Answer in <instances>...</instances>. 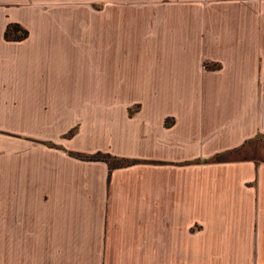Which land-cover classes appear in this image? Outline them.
Wrapping results in <instances>:
<instances>
[{
	"label": "crops",
	"instance_id": "1",
	"mask_svg": "<svg viewBox=\"0 0 264 264\" xmlns=\"http://www.w3.org/2000/svg\"><path fill=\"white\" fill-rule=\"evenodd\" d=\"M257 1L106 5L97 53L79 3L0 0V264H264ZM10 24L26 36L7 41ZM85 78L135 96L105 102L101 145L72 149L121 163L34 152L18 130L39 107L48 124H82L63 94Z\"/></svg>",
	"mask_w": 264,
	"mask_h": 264
},
{
	"label": "rangeland",
	"instance_id": "2",
	"mask_svg": "<svg viewBox=\"0 0 264 264\" xmlns=\"http://www.w3.org/2000/svg\"><path fill=\"white\" fill-rule=\"evenodd\" d=\"M30 0H24L26 4H28ZM206 0H48L49 6H56L62 4H73L79 3L82 6L81 12V21L82 27L88 26L89 24H85V22L91 23V27L96 24V29H87V32L92 34L90 37L92 42L96 43L94 48H96L97 53H104V29L103 21L106 15V5H167V4H201L205 3ZM262 9H259L258 13L256 14V30L255 35L256 37L264 39V0L257 1ZM89 10H94L97 12H89ZM131 13H124L122 15L126 16ZM134 14V13H133ZM115 15V13H114ZM117 15H121L118 13ZM135 15V14H134ZM143 15L146 16H163L167 15L164 13L158 14H151L145 13ZM152 19V18H151ZM150 19V20H151ZM120 20V19H119ZM152 21V20H151ZM158 26H166L165 24L158 23ZM95 33L93 34V32ZM27 32L25 29L21 28L17 24H10L8 28L5 30L4 36L7 41L17 40L16 38L21 37L22 39L26 36ZM19 39V40H20ZM85 46H83L84 48ZM88 47V46H86ZM82 48V52L85 51ZM88 51L89 50L88 48ZM103 63L97 62V75L101 76L103 74V69L100 65ZM6 67V66H4ZM3 67V68H4ZM101 80H97V86H95V91H89L93 87H89L87 83V79H82L80 86H74L73 88L76 89L75 92H69L63 94V100L67 107H73L70 111H75L79 113V118H81L82 124H48L47 121L50 118L47 117V113L50 111L48 109L43 108H34L31 111V119L28 118L27 120H31L29 124H18V130L23 132H30L32 135V143L34 146V152H40L39 148L44 149L48 147L51 149H57L59 151L64 152L65 154L73 157L75 160L81 162H109L112 161L113 163H121V160L115 161L112 159L111 155L101 151H94L91 153H84L83 151L74 150L72 149L73 146H80L84 148H89L90 145H101L103 143V133L105 132V118H104V104L106 101H110L111 99L117 100L122 99L125 101H133L134 94H111L105 93L103 84L101 85ZM56 94H41V93H19L17 94V104H22V101L28 98L29 96L32 97V100L40 101L45 96V100L47 97H51ZM53 97V96H52ZM122 97V98H121ZM51 99V98H49ZM90 106V108H88ZM95 106V108L93 107ZM130 113L135 108V105L130 107ZM133 108V109H132ZM21 111L18 109V112ZM68 111V110H66ZM91 113V115H89ZM90 130H94L99 135L96 139L90 140L88 138V133ZM21 135L18 133V136ZM38 150V151H35ZM253 158L255 163H264V155H254ZM257 182H255L256 184ZM264 185V182L263 184ZM256 195V212H264V186L260 189H255ZM260 197V199H259ZM260 202V203H259ZM262 203V204H261Z\"/></svg>",
	"mask_w": 264,
	"mask_h": 264
},
{
	"label": "trees",
	"instance_id": "3",
	"mask_svg": "<svg viewBox=\"0 0 264 264\" xmlns=\"http://www.w3.org/2000/svg\"><path fill=\"white\" fill-rule=\"evenodd\" d=\"M21 37H18V38H16L17 40H19Z\"/></svg>",
	"mask_w": 264,
	"mask_h": 264
}]
</instances>
